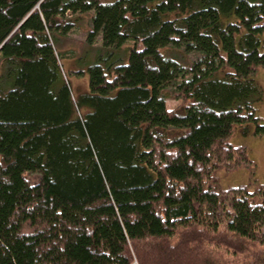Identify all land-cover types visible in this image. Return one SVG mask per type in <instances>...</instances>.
Instances as JSON below:
<instances>
[{
    "label": "trees",
    "instance_id": "trees-1",
    "mask_svg": "<svg viewBox=\"0 0 264 264\" xmlns=\"http://www.w3.org/2000/svg\"><path fill=\"white\" fill-rule=\"evenodd\" d=\"M80 14L83 91L55 47ZM260 75L264 0H0V264H163L194 236L200 264H264V183L216 176L251 164L236 127L264 135Z\"/></svg>",
    "mask_w": 264,
    "mask_h": 264
},
{
    "label": "rangeland",
    "instance_id": "rangeland-1",
    "mask_svg": "<svg viewBox=\"0 0 264 264\" xmlns=\"http://www.w3.org/2000/svg\"><path fill=\"white\" fill-rule=\"evenodd\" d=\"M88 17V14H80L75 18L73 17L72 20L75 22L74 25L65 34L57 37L58 41L55 46L58 52L66 53L65 57L61 58L60 62L64 73L67 72L68 74V80L71 86L73 89L76 88L82 91L88 88L87 76L73 75L70 74L69 71L82 69L85 63L92 60L96 55V47L99 44V38L96 37L92 43L88 42L86 39L89 30ZM262 75L259 76V80L264 82V76ZM177 105L178 100L173 96H169L166 99V106L168 108H173ZM257 106L259 115L264 117V88L262 99ZM247 129L245 131L242 126L236 127L229 139L233 144H239L245 148L247 158L251 164L247 168L243 165L235 169L221 167L216 172V176L222 186L229 187L231 185L249 183L250 181L255 182L253 185L257 183L261 185L264 183V135L254 136L251 131L252 125L248 126ZM194 238H198V236H194ZM194 238L193 241H191L192 248H187V250H189L185 251V253L181 251L182 254H179V252H177L178 249L171 248L167 258L162 261L163 264H166V262L168 264H200L199 260L201 259L199 257L201 256L200 253H198L200 247L198 248L197 245H193L195 244ZM246 243L240 245L232 241L231 248L235 250L228 248V252L224 251L225 247H223L222 244H210V258L222 264H259L263 260L262 255L254 251L256 249L255 245L253 246V244H250L248 246V243ZM178 245H183V241L180 240ZM143 246L145 248L147 247L146 245ZM186 246H188V244H185V247ZM153 259L154 261H152ZM155 259V256H153L150 262H155ZM233 261H236V263Z\"/></svg>",
    "mask_w": 264,
    "mask_h": 264
}]
</instances>
